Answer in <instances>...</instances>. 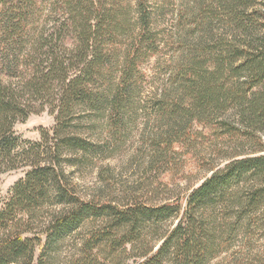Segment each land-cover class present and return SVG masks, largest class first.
<instances>
[{
  "label": "trees",
  "instance_id": "trees-1",
  "mask_svg": "<svg viewBox=\"0 0 264 264\" xmlns=\"http://www.w3.org/2000/svg\"><path fill=\"white\" fill-rule=\"evenodd\" d=\"M155 4L0 0V173L30 168L0 206V264H52L75 235L65 264H264L253 251L264 237V12L246 0L215 15L239 31L234 40L178 63L173 90L167 79L153 105L164 124L149 140L151 162L190 148L202 124L230 144L223 164L155 201L83 197L67 171L99 157L104 119L111 135L122 131L145 64L162 52ZM46 109L55 125L40 141L16 134Z\"/></svg>",
  "mask_w": 264,
  "mask_h": 264
},
{
  "label": "rangeland",
  "instance_id": "rangeland-1",
  "mask_svg": "<svg viewBox=\"0 0 264 264\" xmlns=\"http://www.w3.org/2000/svg\"><path fill=\"white\" fill-rule=\"evenodd\" d=\"M152 1L161 7L156 20L161 33L162 52L145 64L147 78L129 106L131 112L124 117L122 131L116 136L111 135L106 129L108 121L104 119V126L98 128V133H102L104 138L99 157L75 166V162L67 163V171L83 197L102 194L106 199L145 197L153 201L163 200L172 193L185 192L197 186L209 174L211 166L222 163L224 152L229 150L230 144L216 140L211 129L196 124L194 130L206 133L205 136L191 141L190 148H177V154L170 161L151 162L149 140L164 124L157 121L154 115L155 93L166 85L167 79L168 90H173L170 77L178 63L186 62L191 57L210 55L220 41L234 40L239 32L228 19L215 18L221 4L233 0ZM246 1L250 11L262 9L264 12V0ZM261 21L264 22V18ZM54 125L55 115L46 109L30 115L23 123H17L15 131L23 140L38 142L42 131L51 130ZM262 136L264 138V132ZM29 170V167L23 166L0 173V206H4L14 184L24 178ZM102 173L108 180L102 178ZM73 237L66 239L51 255L52 264L67 262L74 249ZM234 249V253L239 251L238 247ZM253 251L264 260V237L255 243ZM229 261L231 258L216 263L228 264Z\"/></svg>",
  "mask_w": 264,
  "mask_h": 264
}]
</instances>
